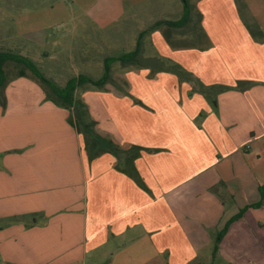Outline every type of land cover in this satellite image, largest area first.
Returning <instances> with one entry per match:
<instances>
[{
    "label": "crops",
    "instance_id": "0c3cea01",
    "mask_svg": "<svg viewBox=\"0 0 264 264\" xmlns=\"http://www.w3.org/2000/svg\"><path fill=\"white\" fill-rule=\"evenodd\" d=\"M189 2L186 24L156 28L180 17H147L157 1L133 4L145 19L138 44L148 38L154 51L112 62L104 84L76 87L96 141L31 70L0 87V264H264V36L237 0ZM245 3L264 10V0ZM55 9L42 24L24 8L19 25L0 7L4 50L34 62L45 37L88 44L114 12ZM196 21L204 43L179 47ZM112 36L93 51L78 45L76 59L106 72L120 56ZM255 203L217 245L225 223Z\"/></svg>",
    "mask_w": 264,
    "mask_h": 264
},
{
    "label": "rangeland",
    "instance_id": "374dc122",
    "mask_svg": "<svg viewBox=\"0 0 264 264\" xmlns=\"http://www.w3.org/2000/svg\"><path fill=\"white\" fill-rule=\"evenodd\" d=\"M4 1L5 0H1V2ZM155 1H157V11L153 13H145L147 17L150 16L175 19L182 16V0H24V8L28 11H33L30 16H38L40 18L38 21H40L42 24L49 23V20L52 16V9L55 8L56 11L62 10L66 6H73L82 9L95 8V13L93 11L91 12V15L95 16H101V13L97 12L96 8L98 7H113L114 10V12L111 11L103 18V21H109V29L104 28L91 30L95 33V38H89L88 44H85L87 38L82 39L80 37H71V35H67L66 38L60 40L59 42L53 41L54 39H52L51 37L50 39H48V37H45V43L41 45L38 50H35V57L37 58L34 60V63L38 66V68L48 79H50L52 82L56 83L58 86L61 87L65 86L71 78L77 77L80 74L86 73L89 74L92 78L103 77L105 70L101 61H79L76 59L77 55H75V53L76 49L78 48V45L84 44V47H87L93 51L94 48L98 46L95 43L101 45L100 40L103 37V33L105 34L106 32L110 31L113 36L110 38V44L108 45V48L109 52L112 55H121L128 51L135 50L138 46L139 34L142 30L145 29H138L137 27H143L145 19L139 16V13H134L133 4H141L142 7L146 5L148 6L149 4L151 6H154ZM237 1L239 2V7L243 18L245 19V21L246 19H248L251 22V27H249L251 28V31L254 33L253 28H256L257 30H262L263 37L264 10H261V8H259V11L252 14L250 12V9H248L245 0ZM262 2L263 0H261V4ZM0 7L5 11L4 14L12 15L14 17L13 21L20 25V19L21 16H23L22 11L24 10V8L20 4L17 5V8L14 10H9L2 3L0 4ZM94 20H96V17L94 18ZM53 28L46 29V32L57 33V27H55L54 29ZM187 28L190 29L189 33H191V36L190 38L186 39L185 42H183L184 44H181V46L179 47H201V43H204L205 40L203 41L201 36L199 37V35L201 34L197 33V30L199 28L197 21L193 24L189 23L187 25ZM4 42L0 40V50H4ZM29 46L32 47L30 44ZM99 47L100 46H98L97 49H99ZM56 48L62 49V54L58 53L55 55L53 54L52 56H47L43 54V52L40 54L41 51L50 49L51 51H53ZM139 49L141 50V54L144 55L151 54V52L154 51L153 45H151V42L148 38H144V40H142ZM90 56L95 57L92 54ZM4 68L6 71V82H8L11 78L16 77L20 69H25L27 72L30 71V69H28L24 64H20L12 60L7 61ZM110 72V76L112 77L115 70H111ZM31 74L33 75V73Z\"/></svg>",
    "mask_w": 264,
    "mask_h": 264
},
{
    "label": "trees",
    "instance_id": "16d2710c",
    "mask_svg": "<svg viewBox=\"0 0 264 264\" xmlns=\"http://www.w3.org/2000/svg\"><path fill=\"white\" fill-rule=\"evenodd\" d=\"M182 1H183V14L179 19H177V20H164V21L159 20L152 25V28H156L157 26H159L160 24H162L164 22L169 24V25H173V26H183L184 24H186L190 18V15H191V6H190V2H189L190 0H182ZM257 31L262 33V30H257ZM139 48H140V44H138V46L135 50L129 51V52H127L123 55H120V56L112 57L110 60H107L106 72H105L103 77H101L99 79H93V78L86 76L84 74H80L77 77L71 78L67 82V84L63 87L58 86L56 83H54L50 79H48L43 74V72L38 68V66L29 57L24 56V55L19 54V53L12 52V51L0 50V87L4 86L7 83L6 82V71L4 68L7 61L12 60V61H15L17 63L24 64L28 69H30L32 71V73L38 79H40L43 83H46L48 86H50L52 91L59 98L62 99V101L66 104V106L70 110H72L73 113H72L71 119H70L71 122L73 124H76L78 129H81L84 132L86 131L85 128L91 130V131H86V132H87V134L89 133L88 136L90 138H94L95 139L94 141H96L97 139H100L101 137L97 136L94 133V130L92 129V126H94L95 122L89 119L88 113H87L83 103L79 102V101L77 102L73 98L74 91L78 85H80L81 83H84V82H92L95 85L104 84L108 79L109 65L112 62L117 61V60L128 61V60L133 59L137 55ZM24 75H26L25 69H20L18 71L17 76H24ZM260 205H261V203H255V204L247 205L244 208H242L237 214L232 216L225 223L223 228L218 232L217 237H216V244L218 245V243L224 237V235L226 234V232L229 229V226L231 225V223L233 221L242 217L244 215L245 211L249 207L257 208V207H260ZM217 245L215 247V251H216Z\"/></svg>",
    "mask_w": 264,
    "mask_h": 264
}]
</instances>
